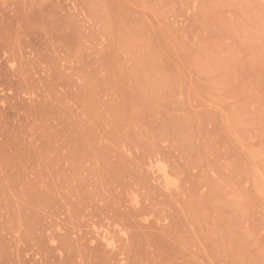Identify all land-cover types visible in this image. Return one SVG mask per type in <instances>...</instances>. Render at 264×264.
<instances>
[{
  "label": "rangeland",
  "instance_id": "obj_1",
  "mask_svg": "<svg viewBox=\"0 0 264 264\" xmlns=\"http://www.w3.org/2000/svg\"><path fill=\"white\" fill-rule=\"evenodd\" d=\"M0 264H264V0H0Z\"/></svg>",
  "mask_w": 264,
  "mask_h": 264
},
{
  "label": "bare ground",
  "instance_id": "obj_2",
  "mask_svg": "<svg viewBox=\"0 0 264 264\" xmlns=\"http://www.w3.org/2000/svg\"><path fill=\"white\" fill-rule=\"evenodd\" d=\"M104 231H105V230H104ZM102 232H103V231H101L100 234L103 236L104 233H102ZM105 233H106V235H108L110 232L108 231V234H107V232H105ZM111 233H112V232H111ZM110 235H111V234H110ZM104 237H105V235H104ZM107 237L109 238V235H108ZM110 237H111V238H109V239L107 238V240L112 239V236H110ZM105 239H106V238H105ZM107 240H106V241H107Z\"/></svg>",
  "mask_w": 264,
  "mask_h": 264
}]
</instances>
